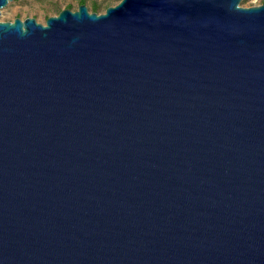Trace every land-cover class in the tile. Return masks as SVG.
Listing matches in <instances>:
<instances>
[{"label":"water","instance_id":"water-1","mask_svg":"<svg viewBox=\"0 0 264 264\" xmlns=\"http://www.w3.org/2000/svg\"><path fill=\"white\" fill-rule=\"evenodd\" d=\"M241 1L0 21V264H264V3Z\"/></svg>","mask_w":264,"mask_h":264},{"label":"rangeland","instance_id":"rangeland-1","mask_svg":"<svg viewBox=\"0 0 264 264\" xmlns=\"http://www.w3.org/2000/svg\"><path fill=\"white\" fill-rule=\"evenodd\" d=\"M86 4L89 11L104 12L107 6H113L119 0H12L0 12V21H13L15 18L24 20L34 17L38 22L45 23L46 18L56 15L65 8L76 10L80 3ZM264 3V0H242L240 5L250 7ZM96 7V11L94 10Z\"/></svg>","mask_w":264,"mask_h":264},{"label":"trees","instance_id":"trees-1","mask_svg":"<svg viewBox=\"0 0 264 264\" xmlns=\"http://www.w3.org/2000/svg\"><path fill=\"white\" fill-rule=\"evenodd\" d=\"M80 4H83V3L81 2ZM107 7H108V6H107ZM107 7H106V8H107ZM106 8H105V9H106ZM96 9H97V8H96V7H94V10H95V11H96ZM105 9H104V10H105Z\"/></svg>","mask_w":264,"mask_h":264}]
</instances>
